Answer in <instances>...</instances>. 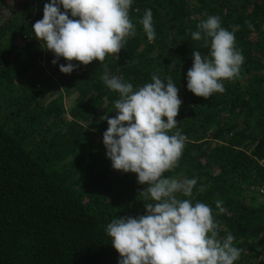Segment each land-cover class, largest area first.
<instances>
[{
  "label": "trees",
  "instance_id": "1",
  "mask_svg": "<svg viewBox=\"0 0 264 264\" xmlns=\"http://www.w3.org/2000/svg\"><path fill=\"white\" fill-rule=\"evenodd\" d=\"M47 2L0 0V264H118L106 225L146 214L147 183L106 156L101 117L116 116L119 98L106 72L134 89L153 73L171 76L182 100L171 132L186 143L164 175L197 180L192 199L211 206L219 237L232 234L242 250L234 264H264V0H133L135 35L124 48L103 62L73 61L70 74L32 29ZM147 9L153 41L140 23ZM208 16L235 29L244 62L224 92L204 98L187 88V72L194 49L208 51L191 39Z\"/></svg>",
  "mask_w": 264,
  "mask_h": 264
},
{
  "label": "clouds",
  "instance_id": "2",
  "mask_svg": "<svg viewBox=\"0 0 264 264\" xmlns=\"http://www.w3.org/2000/svg\"><path fill=\"white\" fill-rule=\"evenodd\" d=\"M132 4L133 0H50L32 29L44 48L54 53V64L60 57L68 61L60 64V70L70 74L79 67L73 61L103 62L124 48L127 37L135 35L129 16ZM140 23L153 41L151 9ZM198 29L191 39H203L208 51L194 49L187 88L209 98L225 91L224 80L239 76L244 56L235 46V29L222 27L219 16H208ZM102 80L119 93L116 116L101 117L109 125L103 133L106 156L114 169L136 173L138 183L148 185L142 192L146 214L116 217L106 225V234L120 254L118 264H234L242 250L234 245L232 234L219 237L211 206L192 199L197 180L164 175L177 166L186 143L179 129L171 132L178 125L182 104L171 76L153 73L151 82L136 89L107 72ZM216 208L225 211L222 201H216Z\"/></svg>",
  "mask_w": 264,
  "mask_h": 264
},
{
  "label": "built area",
  "instance_id": "3",
  "mask_svg": "<svg viewBox=\"0 0 264 264\" xmlns=\"http://www.w3.org/2000/svg\"><path fill=\"white\" fill-rule=\"evenodd\" d=\"M261 193L264 195V185L261 188Z\"/></svg>",
  "mask_w": 264,
  "mask_h": 264
},
{
  "label": "rangeland",
  "instance_id": "4",
  "mask_svg": "<svg viewBox=\"0 0 264 264\" xmlns=\"http://www.w3.org/2000/svg\"><path fill=\"white\" fill-rule=\"evenodd\" d=\"M70 101H71V100H68V102H67L68 106H69V104H70Z\"/></svg>",
  "mask_w": 264,
  "mask_h": 264
}]
</instances>
